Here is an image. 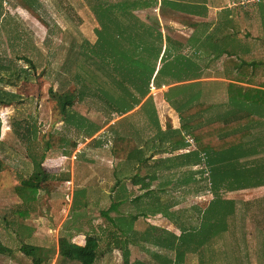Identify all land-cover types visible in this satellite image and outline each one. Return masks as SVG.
<instances>
[{"label":"rangeland","instance_id":"obj_1","mask_svg":"<svg viewBox=\"0 0 264 264\" xmlns=\"http://www.w3.org/2000/svg\"><path fill=\"white\" fill-rule=\"evenodd\" d=\"M39 1L32 10L22 0H0V95L15 94L9 104L0 103V159L4 162L0 170V241L11 248L9 253H0V264H78L61 261L58 237L67 235L76 243L79 236L94 233L100 236L103 249L107 239L102 229L109 224L100 210L108 207L109 196L117 192L119 196L133 197L150 187L160 190L131 202L130 207H121L129 213L141 207L152 210L133 222L137 233L131 239L134 244L129 246V259H140L147 264H173L175 252L166 253L153 243L163 235V230L179 233L181 227L194 229L200 224V211L212 198L206 167L201 161L194 166V173L168 172L159 176V185L142 176L131 181L115 180L117 157L126 153L136 137H131L129 123L142 127L148 108L144 104L142 110L130 115L111 117L102 101L85 91L80 100L67 107L65 114H59L55 94L72 87L77 74L85 75L89 81L94 79L92 73L98 75L96 81L108 78L96 68L97 58L109 65L110 73L138 99L146 96V85L149 83L150 89L153 87L150 81L156 79L153 72L145 71L147 67L133 66L98 39L95 32L99 27L98 13L90 7H96L97 0ZM159 1L149 0L150 5L133 10L154 32V68L165 59L161 52L162 33L155 26ZM138 37L145 46L152 40V37ZM143 55L137 53L135 58L145 61ZM27 60L34 63V69ZM160 99L156 98L155 105L169 122V107ZM25 125L29 126V133ZM135 133L145 134V130L136 128ZM125 134V139L121 138L113 150L115 136ZM61 138L69 143L62 144ZM72 141L79 144L74 148ZM160 146L154 152L156 155L165 154L166 147ZM42 153L41 166L53 177L40 181L35 200L25 205L13 187L35 169ZM186 179L187 184L183 181ZM123 185L128 191L123 192ZM77 188H85V195L76 200L73 194ZM220 193L227 201L226 209L234 211L227 219V229L201 251V257L197 252L185 253L182 264H264V188L220 189ZM152 225L164 229L152 230L149 228ZM23 242L45 251L39 261L21 251ZM109 250L95 263L122 264V249L110 247Z\"/></svg>","mask_w":264,"mask_h":264},{"label":"crops","instance_id":"obj_2","mask_svg":"<svg viewBox=\"0 0 264 264\" xmlns=\"http://www.w3.org/2000/svg\"><path fill=\"white\" fill-rule=\"evenodd\" d=\"M157 9L155 26L162 33L161 52L165 59L160 61V65L156 63L153 78L157 82L150 81L153 87L140 99V104L138 102L126 114L123 113L130 115L144 104L148 108L145 110L149 111L141 121L145 134L136 135V128L142 127L138 128L136 124L133 127L131 121L129 123L131 137H136L133 138L134 143H129L126 153L117 157L118 166L113 170L115 180L120 173H134L135 169L131 171V166L129 169L124 167L129 152L134 151V147L140 157L146 160L139 166L140 175L135 178L148 177L159 185V176L161 178L168 172L184 173L189 170L194 173V166L197 165L192 164V154L196 146L189 141L190 138L173 141L165 135L168 130H179L184 134L178 110H183L185 105H201L198 115L203 123L210 121L215 115L226 119L234 115L238 126L250 128L244 140L264 143V0H160ZM159 97L169 107V122L157 110L155 103ZM112 115L114 117L116 114ZM125 137L126 134L115 136L113 150L116 143ZM159 146L163 149L166 147L163 151L165 154L154 153L158 152ZM152 148L156 151L151 152ZM198 153L203 159V153ZM261 156H264V152L250 158ZM155 160H162L165 164L156 167L153 165ZM135 178L123 180L131 181ZM183 181L188 183L187 179ZM260 188H264V185L250 189ZM156 189L160 190L159 187H150L136 195L148 190H152L150 195H154ZM122 190L125 192L128 188L123 185ZM133 197L127 196V203ZM168 232L177 237L181 234L180 229L179 233L171 230L166 231L167 234ZM134 233L137 232L129 233L128 238L132 239ZM78 239L77 244H84L85 235ZM131 242L123 244L126 245L124 248L129 256V246L134 244ZM114 248L121 250L119 247ZM108 251L110 250L105 252ZM129 256L128 264H147L140 259L130 260Z\"/></svg>","mask_w":264,"mask_h":264},{"label":"trees","instance_id":"obj_3","mask_svg":"<svg viewBox=\"0 0 264 264\" xmlns=\"http://www.w3.org/2000/svg\"><path fill=\"white\" fill-rule=\"evenodd\" d=\"M22 1L27 3V7L32 10L40 2L39 0ZM148 5H150L149 0H113V2L110 0H97V6L91 5L90 7L98 13L96 17L99 27L95 28L98 39L100 41L102 40L107 47L115 51L121 58L132 63L133 66L136 67L139 65L141 68L147 67L145 71L150 74L154 71L152 60H155V57L152 48L154 47L153 38H155V35L152 29L139 17L135 16L133 12L136 8L141 9ZM136 35L147 36L148 38L146 39L152 37L150 38L152 40L149 41L150 44L147 43L149 46L143 45L139 37L136 39ZM137 53H140V55L144 54L145 61L137 60L135 58ZM90 56L88 54V57ZM27 61L34 69V63L30 60ZM94 61L100 73H106L108 78L102 76V78L105 77L104 80L96 81L95 77L98 75L92 73L94 79L92 81L90 79L89 81L85 75L77 74L72 87L55 94L59 114H65L67 107L71 106L75 100H80L87 93L85 91H88L90 96L101 100L107 112L116 115L127 112L140 100L128 91V87H125V84L119 81L114 73H110L112 68L101 58H97ZM140 62L143 64L140 65ZM82 72L85 73V71ZM94 81H96L95 85H93ZM106 85H109V89ZM106 90H113L114 93ZM148 90L149 83L146 85L145 93ZM8 95L11 97L0 95V103L4 102L5 104H9L15 94L9 93ZM201 107V105L196 103L191 106L185 105L182 108L183 110H178L179 117L182 120L181 129L184 131V134L179 130H168L165 133L173 141H184L185 137L191 139L196 146V150L192 154V164L197 165L201 161L204 162L206 171L209 173L208 188H210L212 194V198L206 207L201 211L198 209V214L200 211V224L194 229L181 227V234L177 237L170 232L166 234V230H163L164 228L162 227L159 228L155 225L149 226L152 230L162 229L165 231L162 236H158L159 238L156 237L157 240L153 245L160 250H165L169 254L174 251L175 259L173 264H182L185 253L197 252L200 253L201 257V251L204 252L207 246L215 241L221 232L227 229V219L234 211L232 212V210L226 209L227 201L221 198L220 189H223V191H235L264 185V156H261V158H250L254 154L264 152V143L244 140V137L249 134L250 128L238 126V121L234 115L228 116L227 119L215 115L210 121L203 123V119L198 115ZM25 127L26 133H29V126L25 125ZM247 131L249 132L247 133ZM158 135L162 137L160 134ZM61 142L64 145L69 143L64 138H61ZM27 145L29 146V144ZM76 145L77 143L75 141L71 142L72 147ZM47 146H50V144L48 143ZM133 149L134 151L129 152L124 167L129 169L131 166L132 169L130 168V170L133 171L135 169L133 171L134 173L131 175H122L120 173L117 175L118 182H121L123 178L131 179L140 175L139 166L146 160L140 157L135 147ZM199 151L203 153V159L199 156ZM43 159L44 154L42 153L39 159L36 160L35 169L21 178L19 183L13 187L17 197L25 205L35 200L37 190L40 187V181L52 179L53 177L50 172H47L41 166ZM164 164L162 160H155L153 162V165H156V167H162ZM3 168L4 162L0 159V170ZM201 171L203 172L204 170ZM74 191L73 197L76 200L79 196L85 195V188H77ZM152 193V190H148L141 195H136L131 199V202L138 201L143 196ZM109 197L110 202L108 207L100 210V215L109 224L108 228L102 229L104 237L107 239L106 244H104L105 249L103 248V250L100 246V236L94 233H85V241L82 245L72 242L71 238L67 235H60L57 240V251L63 263L73 261L78 264H96V260L107 249L110 247H119L124 249L122 251L123 264H128L129 255L128 251L124 248L127 243L129 244L132 241L128 238V234L135 232L133 222L139 216H147L150 214L149 212L152 213L150 209L151 205H148L150 210L141 207L144 209L140 208L141 210L139 209L136 212L129 213V211L125 212L121 209L125 204L131 205V202L127 203L128 200H126V197L119 196L117 192H115V195ZM83 205H86L85 201ZM24 211L26 210L22 212ZM110 212H114L115 215H111ZM23 243L20 244L21 251L25 255H29L34 261H39L44 255L43 252L45 251L41 247L36 248ZM123 244L126 245L124 246ZM10 251L11 248L0 241V253H9ZM131 264H135V262H131Z\"/></svg>","mask_w":264,"mask_h":264},{"label":"built area","instance_id":"obj_4","mask_svg":"<svg viewBox=\"0 0 264 264\" xmlns=\"http://www.w3.org/2000/svg\"><path fill=\"white\" fill-rule=\"evenodd\" d=\"M189 141H191V139H189Z\"/></svg>","mask_w":264,"mask_h":264}]
</instances>
